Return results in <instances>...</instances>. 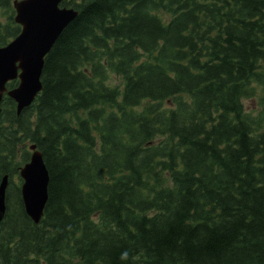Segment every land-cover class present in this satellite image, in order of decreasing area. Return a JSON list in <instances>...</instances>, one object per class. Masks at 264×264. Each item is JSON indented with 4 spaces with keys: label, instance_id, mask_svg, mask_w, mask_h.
<instances>
[{
    "label": "trees",
    "instance_id": "1",
    "mask_svg": "<svg viewBox=\"0 0 264 264\" xmlns=\"http://www.w3.org/2000/svg\"><path fill=\"white\" fill-rule=\"evenodd\" d=\"M60 5L41 90L0 102V264H264V0ZM14 15L0 0V47ZM32 143L38 223L14 176Z\"/></svg>",
    "mask_w": 264,
    "mask_h": 264
},
{
    "label": "water",
    "instance_id": "2",
    "mask_svg": "<svg viewBox=\"0 0 264 264\" xmlns=\"http://www.w3.org/2000/svg\"><path fill=\"white\" fill-rule=\"evenodd\" d=\"M62 0H14L15 21L21 32L0 47V101L4 92L16 103V113L31 104L41 90L44 57L65 26L76 16L73 8L60 6ZM18 78L15 87L6 83ZM1 111V108H0ZM29 160L20 167V193L27 215L38 223L47 201L48 171L42 153L34 143ZM7 175L0 181V218L5 212Z\"/></svg>",
    "mask_w": 264,
    "mask_h": 264
},
{
    "label": "rangeland",
    "instance_id": "3",
    "mask_svg": "<svg viewBox=\"0 0 264 264\" xmlns=\"http://www.w3.org/2000/svg\"><path fill=\"white\" fill-rule=\"evenodd\" d=\"M118 82H119V78L117 77V75H115V74H112L111 75V83L112 84H118ZM244 104H245V106H246V108L247 109H254L255 107H257L256 106V101H255V99H252V98H248V99H246V100H244ZM259 108H261L260 106H258L257 107V110L259 109ZM257 110H256V112H257ZM29 148V147H28ZM30 150V149H29ZM18 174H19V172H18ZM18 174H15L14 176H15V180L18 182V181H20L21 182V180H19V175Z\"/></svg>",
    "mask_w": 264,
    "mask_h": 264
}]
</instances>
